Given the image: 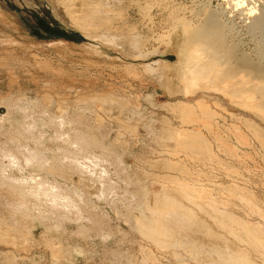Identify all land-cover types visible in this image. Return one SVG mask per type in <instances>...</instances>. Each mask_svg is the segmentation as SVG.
Wrapping results in <instances>:
<instances>
[{"label":"rangeland","instance_id":"rangeland-1","mask_svg":"<svg viewBox=\"0 0 264 264\" xmlns=\"http://www.w3.org/2000/svg\"><path fill=\"white\" fill-rule=\"evenodd\" d=\"M2 2L8 6L5 14L11 12L21 19L26 37L23 43L17 36L0 35V142L26 160L27 152L36 147L21 127L27 111L8 124L4 119L8 115L5 105L19 102L23 106L32 101L45 118L42 132L33 137L47 146L46 167L59 159L60 152L65 151L63 157L67 152L73 153L71 159L65 156V170L57 175L47 168L41 170L38 164L27 171L17 170L19 166L8 171L5 168L6 174L19 178L28 174L34 184L47 181L59 188L55 193L76 200L81 210L68 212L71 216L62 223L57 220L59 214L44 209L47 205L38 206L34 196L17 191L18 194L7 198L1 195L7 186L0 187V219L2 214L18 215L15 220L30 234L25 241L13 231L3 232L8 225L0 222V264H222L240 256L248 257V264H264V142L260 141L264 118L227 98L222 108L210 98L204 99V108L195 105L179 78L182 57L174 39L177 32L202 27L206 14L212 10L224 27L225 34L221 32L220 39L223 38L231 61H235L230 67L239 65L244 56L253 65L247 64L252 75L264 76V32L252 28L253 18L264 9V0H247L246 7L253 6L255 11L251 16L245 15V5L235 7L228 0H139L140 5L135 0H110L109 9L115 22L126 26L123 30L128 32V27L138 26L143 40L135 57L129 55L130 47L114 45L102 33L103 38L91 37L73 27L72 19L82 14L79 6L70 13L63 12L70 19L67 24L53 11L49 0H0V9ZM3 14L0 13V19ZM135 40L136 35L131 47ZM161 74L162 84L156 79ZM244 78L253 84L260 81L247 75ZM261 80L259 83L263 84L264 79ZM199 86L194 90H200ZM217 88L214 96L219 101L223 96ZM189 90L191 93L192 87ZM150 94L155 106L145 99ZM251 101H258V97ZM184 105L190 110L186 111ZM140 106L144 117L153 118V132L142 129L137 133L133 127L132 119ZM59 117L65 120L62 131L69 133L62 139L75 141L79 132V151L59 142L57 129L50 122ZM236 133L244 137L242 143ZM185 142L203 148L185 147ZM85 153L107 160L113 173L112 181L105 179L99 200L100 183L80 176L68 163L76 161L77 156L85 157ZM0 158L4 159L0 163L11 164L1 150ZM91 169V173L96 172ZM112 182L117 183L111 190L113 194L108 192ZM182 186L209 211L220 206L237 222L230 223L223 214L217 220V214L209 215L183 199L186 207L199 215L198 223L193 222L191 229L176 225V211L170 206L164 215L167 223L160 228L162 235L150 236L140 224L162 218L155 207L164 206L171 200L168 194L183 190ZM147 189L149 206L144 209ZM14 203L23 207L9 205ZM28 223L33 224L29 228L23 225ZM105 236L108 238L104 239ZM61 246L63 250H59ZM70 246L77 249L72 247L64 253Z\"/></svg>","mask_w":264,"mask_h":264},{"label":"bare ground","instance_id":"bare-ground-1","mask_svg":"<svg viewBox=\"0 0 264 264\" xmlns=\"http://www.w3.org/2000/svg\"><path fill=\"white\" fill-rule=\"evenodd\" d=\"M131 1H134V0H131ZM230 1L232 4L235 5V7L236 6L243 7L245 5L244 6V8H245L246 3H247V0H228V2H230ZM109 2H110V0H49V3H52L53 7L55 8V10H53V11H55L57 15H59L62 19H64V21H66L67 24H70V19L67 16H65L63 12L70 13L71 9H73L75 6H79L78 10L81 11L82 14H81V17H78L76 19H72L71 24L73 27H75L76 29H79L80 31L86 32L88 35H91V37L103 38L102 36H104L107 38L108 42L111 41V42H113L112 44H114V45H122L123 47H126V48L130 47L131 51L129 52V55H131L132 57H135L137 50L139 51V49H140V44H141L140 42L143 40L139 37L138 26H135V25L132 27L127 26L129 28L128 32H127V30L126 31L123 30L126 26L124 27L123 25H119L120 23L118 24L115 22L113 14L111 12V9H109ZM134 3H136L138 5L139 0H135ZM1 6H2V8H1L2 10L0 9V13L3 12L4 14L2 15V17L0 19V26H1L0 33L4 32V34H0V35H2L4 38L10 37V36H17L18 41L25 43L24 38L26 36L23 35L25 29H24V27L22 28L20 26V23H22V21H20L21 19L20 20L17 19V15L15 18V15H13V13H11V12H8L5 14L4 10L6 8L5 6H7V4H5L4 2L1 3ZM211 11H209V13H211ZM245 11H246L245 15H247V16L248 15L251 16L255 12L253 6H249V7L247 6ZM216 12H214V13L216 14ZM209 13L206 14V17L209 16V18L205 17V20L207 19V21H205L206 23L204 22L205 24L204 23L202 24V27H198V28L193 30L192 28L194 26L193 27L191 26L192 28L190 27L191 28L190 30L186 29L185 31H182V33L177 32L175 35V38H174L177 51L182 57V58H179V62H180L179 78H181L182 79L181 81L185 83V84L183 83L184 89H187V91H188L189 88L192 87V90H193L191 93H189L187 91L185 93L192 95L193 103L195 105H197L199 108H204L206 106V101L204 100L205 98L213 99L214 103H216L217 106H219V108H222L224 106V104L227 103V101L225 100L227 98L230 103H235L238 107H241L243 109L254 110L257 112L258 116L264 118V83L261 84L263 82L261 79H264V76H261V77L253 76L251 71L247 67L248 65H250V66H253V65L250 63V60L244 56L240 57V59H239V61L242 64L239 63V65H237L235 67H230V64H231V66L234 65L235 61L234 62L231 61L232 57L230 54H227V50H226L227 47L223 43L224 41H222L223 38H221L222 40L220 39V37L224 33L223 32L224 31L223 30L224 29L223 24L221 23V21L219 19H217L218 16L216 17V15L214 16V15H212V13L210 16ZM116 15H119V13L117 12ZM121 16H122V14H121ZM252 24H253V26L252 25L251 26L254 30L260 29V31H257V32H261V33L264 32V9L261 11V13L259 15H257L256 17L253 18ZM185 25H187L189 27V24H184V26ZM221 32H223V33H221ZM101 33H102V36H101ZM218 33H219V35L217 36ZM135 35L138 38V40H135L134 43L132 44V47H131L132 38ZM141 37H142V35H141ZM28 43L34 44V43H30V42H28ZM225 43H226V41H225ZM21 45L25 48H32L33 47V45H25V44H21ZM229 46H231V45H229ZM180 55H179V57H180ZM223 58H226V59L224 61H222ZM232 63H234V64H232ZM150 67L152 68L153 66H150ZM245 75L250 76V78L256 77L257 79L260 80L259 82L262 81L261 83L258 82L261 86L258 83L253 84L251 81L249 82L248 79L244 78ZM239 76H241V79ZM158 78H159L160 84H162V81L164 80L163 79L164 75L161 74L160 76L156 77V79H158ZM232 78L233 79L239 78V79H237V80L234 79V81H233ZM230 79L232 80V82H230L231 81ZM228 80H230V81L228 82ZM196 84L198 86L201 85L200 90L197 89L198 86ZM185 85L187 88L185 87ZM257 85L260 87H258ZM193 87H197V88H195V90H194ZM217 87H219V93H222L221 97L223 96V98L219 97V101L214 96V95H217V94H215L216 90L218 89ZM257 89H259V91H257ZM182 90H183V88H182ZM197 90H199V91H197ZM201 94H203L204 96H201ZM145 95H143V97ZM252 96H255L256 100L258 97V101H255V102L251 101V100L255 99V98L251 99ZM154 97H152V98H154ZM145 99L149 100L152 105L154 103H156L154 100H153L154 103H152L151 94ZM145 99H144V101H145ZM228 105H230V104H228ZM5 106L7 107L8 115L7 116L5 115L4 119L7 118L8 124L9 123L11 124L12 120L17 119L16 116L18 114H21L22 112L27 111L25 113L26 121H24V123H21V127H23L25 129L24 133L28 135L27 138L29 140L33 141L35 143L36 147L34 149L30 150L29 152H27V154L25 155L26 160H24L23 157H19L14 151L11 150L10 147L5 145V143L0 142L1 153L7 159H10V161H11L10 162L11 164H9V165H4V164L0 163V165L4 167V169L0 170V175L2 176V179L0 180V187H3L4 185L7 186L6 189L3 188L5 194H1V195L9 198L10 196L12 197L13 194L15 195L17 193V191H21L26 195H29L32 197L34 196L33 201L35 200L37 202V203L36 202L35 203L38 206L43 205V204L47 205L48 207L45 206L47 208L44 207V209L51 211L55 214H59L57 220L59 222H62V223L65 222V219H68L71 216V214L68 212H70V211L74 212V211L81 210L80 205L77 204L76 200L70 199V198L65 197L63 195L55 193L54 190H57L59 188H57L54 185L47 184L48 182L46 180L45 181L47 183L42 181V182H37L36 184H34L30 181V179H29L30 176L28 174H27V176H24V174H23V176L20 178L17 177L16 175L6 174L5 168H7V171H8V169H15L13 166H19V167H17V170H19V171H22V170L27 171V170H29V168H34V165L38 164L41 170H43V169L46 170V168H47L46 166L48 164L45 165L44 162L46 163V160H48V158L45 156V154H46L45 148L47 146L45 144H42L41 139H35L33 137V135L37 134L45 126V122H43V120H45V118H43V116H41L37 112L38 110L36 109V105L32 101H28L23 106L19 102H14V103H10V102L7 103L6 102ZM153 106H155V105H153ZM180 107H182V105ZM184 108H186V111L190 110V108L186 107L185 105H184ZM179 109H181V108H179ZM40 110H43V109H40ZM138 111H139L138 114L135 115V117L132 119V125L136 129V131L138 130L137 133H141V131H143V130H144V132L145 131L153 132L152 127L155 126V125H153V118L152 117H144V114H143L144 111L142 110L141 106L139 107ZM248 121H252V120H246V122H248ZM50 122L57 129V136L60 138L59 142L64 141L66 143V146H71L73 149L76 148V150L79 151L78 145L82 141V138L79 136V132L77 133L76 140L74 139L75 141L64 140V139H62V137L67 136V134H69L67 132L64 133L62 131V129L64 128V125H65L64 118L59 117L57 119H51ZM254 131H256L254 133L258 132L257 129H255ZM40 132H42V131H40ZM260 132H261L262 138L264 139V131L260 130ZM0 134H1V132H0ZM236 136H237V139L240 140V142L242 143L244 140L242 138H244V137L238 133H236ZM263 139H260V141L264 142ZM184 144H185V147H191L195 150H200L203 148V146L200 144L193 145V146L186 145L187 142L183 143V145ZM66 146H65V148H66ZM40 149H44V152L40 151ZM229 149H231V148H229ZM63 152H65V151H63ZM63 152H60L58 154L60 156H59V159L56 160L57 162L54 161V162L49 163V166L47 168L49 173L56 172L55 174L57 175V174H59V171L65 170V169H62V168H64L63 166L67 163L66 161H64V158L66 159L65 156H69V158L73 157V153L67 152V154L63 157ZM84 158L86 159V161L82 160ZM0 160L2 161L4 159L0 158ZM74 160H76V161H73V160L68 161L69 165L71 166V168L74 171H76L79 174H82L80 176H83L86 179L95 180L97 183H100V184H98V192H97V197L99 200L100 195L103 194V192H104L103 187L105 185L104 184L105 179H107L108 181H112L111 177H112L113 173L111 171V168L107 165L108 164L107 160L101 159L99 156H97L95 154L86 155V153H85V157L80 158L79 156H77V158ZM55 162L57 163V165H55L53 167ZM91 168H95L94 170H96V172L91 173L90 172V170H92ZM234 171H236V170L234 169ZM30 174H32V172H30ZM45 183L48 185V188H46ZM57 183L58 182L56 181V184ZM116 184H117L116 182L115 183L112 182V184H110L112 187L109 189V191H108L109 193L113 194V192L111 190L113 188H115ZM60 185H62V184H60ZM182 188H183V190L180 189L181 191L176 190V191L171 192V194H168V196L171 200L168 199L164 203V206L160 207L159 205H157V208L155 207V211L156 212L160 211L162 218L153 219L150 222H148L147 224H140V226H142V229L144 231L148 229V233L150 236L159 237L160 235H162V231L160 228H161V225H163V227H165V224L167 223V219L164 218V215L166 216V213H167L166 208L168 209L170 206H174L175 211H176V219L174 218V222L176 223V225L180 226L181 228L186 227V228L191 229V228H193L192 225H194V224H192L193 222L198 223L199 215H197L196 211H194L192 208L186 207L187 204L186 205L184 204L183 199L189 201V203H192V204L194 203L196 206H198V209L204 210V212L205 213L207 212V214H209V215H211L212 212H213V214H217L216 215L217 220L219 219V214H223L224 217H226L230 223H236L237 222L233 216L231 217V215L225 213V211H224L225 209H221L220 206H219V208H213L212 212L209 211L208 209H210V208L207 209L205 204H201V203L195 201L192 197H190L188 195L187 192L184 191V190H186L185 186H182ZM48 189H51V191L53 190L54 191L53 193H55V194H51ZM59 192H61V191H59ZM149 195H150V190L147 189L145 192L146 206L143 205L144 209H146V207L148 209L149 205L147 204V199L149 198ZM181 197H182V199H181ZM1 199H3V198H1ZM31 201H32V199H31ZM202 202H204V201H202ZM1 204H4V203H1ZM9 205L13 208H19V209L21 207H23L22 205H19L16 203H14L13 205H11V204H9ZM59 207H62L61 209L64 210L65 212L64 213L60 212L62 210L58 209ZM207 207H208V205H207ZM39 209L42 210L43 208L41 209V207H39ZM254 210H255V207H254ZM172 211H174V210H172ZM0 212H1V210H0ZM25 214H27V216H29V212H25ZM16 217L13 216V213H12V216L11 215L5 216L2 214V218L0 219V222L3 223L5 221L6 225H8V229L3 231V232H9V230L13 231V232L17 233L18 235H20L23 238V240L28 241L30 238V237L28 238V236L30 234H28L24 231L25 228L22 229L21 223H19L17 220H15ZM213 217L215 218V215ZM20 219H22V218H20ZM25 220L28 222L29 221L31 222V220H29V219H25ZM69 221H70V219H69ZM200 223H202V222H200ZM30 224L28 223V224H23V225H26L29 228ZM208 227H209V225H208ZM54 230L57 231V229H54ZM209 230H211V227ZM209 230L205 229L204 232L209 233ZM81 233H83V232H81ZM31 234H33V233H31ZM216 234H217V232H216ZM57 236L58 235H56V237ZM171 237H173V233H171ZM107 238H108V236L104 237V239H107ZM52 240L55 241L54 238H52ZM57 242L60 243V241H57ZM171 242H173V245H174L173 239ZM72 247H74V246H70V247H67V249H64V253L66 251L70 250ZM252 247H254V246H252ZM74 249H77L76 246L74 247ZM59 250H63L62 246L59 247ZM56 256L62 257L60 254H58ZM74 258H75V256H74ZM56 264H58V263H56ZM222 264H248V257L247 258L245 256H240L238 258L235 257L233 260L223 262Z\"/></svg>","mask_w":264,"mask_h":264}]
</instances>
